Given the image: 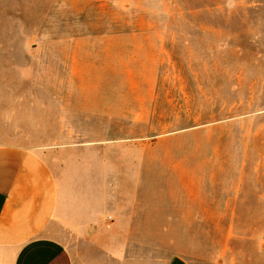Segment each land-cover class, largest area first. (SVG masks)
I'll return each mask as SVG.
<instances>
[{
    "label": "rangeland",
    "instance_id": "1",
    "mask_svg": "<svg viewBox=\"0 0 264 264\" xmlns=\"http://www.w3.org/2000/svg\"><path fill=\"white\" fill-rule=\"evenodd\" d=\"M76 140L135 172L144 253L264 264V0H0V144Z\"/></svg>",
    "mask_w": 264,
    "mask_h": 264
},
{
    "label": "crops",
    "instance_id": "2",
    "mask_svg": "<svg viewBox=\"0 0 264 264\" xmlns=\"http://www.w3.org/2000/svg\"><path fill=\"white\" fill-rule=\"evenodd\" d=\"M56 105L62 130L78 129L63 115L93 114ZM54 153L52 164L35 149L0 144V264H193L144 253L134 228L151 219L135 172L124 185L127 173L96 154L95 142L69 141Z\"/></svg>",
    "mask_w": 264,
    "mask_h": 264
},
{
    "label": "bare ground",
    "instance_id": "3",
    "mask_svg": "<svg viewBox=\"0 0 264 264\" xmlns=\"http://www.w3.org/2000/svg\"><path fill=\"white\" fill-rule=\"evenodd\" d=\"M87 95H88V94H87ZM89 95H90V94H89ZM89 95H88V96H89ZM90 96H92V95H90ZM86 102H87V101H86ZM83 106H84V105H83Z\"/></svg>",
    "mask_w": 264,
    "mask_h": 264
}]
</instances>
